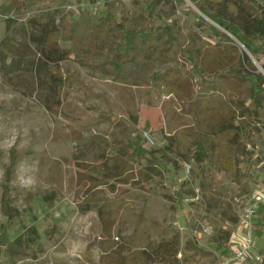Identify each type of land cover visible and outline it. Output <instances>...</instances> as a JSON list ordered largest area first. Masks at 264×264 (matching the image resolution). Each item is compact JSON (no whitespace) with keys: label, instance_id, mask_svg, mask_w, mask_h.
Returning a JSON list of instances; mask_svg holds the SVG:
<instances>
[{"label":"rangeland","instance_id":"obj_1","mask_svg":"<svg viewBox=\"0 0 264 264\" xmlns=\"http://www.w3.org/2000/svg\"><path fill=\"white\" fill-rule=\"evenodd\" d=\"M205 1L241 25L250 15L263 18L264 0L241 7ZM18 2L0 0V59L8 66L0 60V234L11 242L34 225L42 238L15 252L0 243V264H149L145 252L176 237L180 253L165 264H219L220 231H235L231 217L240 214L235 189L264 185V151L242 136L264 134V97L254 87L264 53L248 60V49L209 17L198 25L191 0H53L50 7L28 0L25 18ZM155 11L168 13L185 48L202 49L208 75L230 73L216 88L197 91L196 78L179 68L185 61L177 46L162 34L138 37L133 61L117 75L110 60L122 35L118 23L146 29ZM43 30L51 31L48 46L64 53L58 62L30 38ZM41 61L64 76L57 110L45 106L52 79L43 80ZM150 63L171 64L155 85ZM133 129L150 150L146 158L127 153ZM200 137L210 158L188 161ZM208 167L223 177L222 187ZM254 236L260 259L243 264H264V226L255 225ZM190 239L197 249L185 247Z\"/></svg>","mask_w":264,"mask_h":264},{"label":"trees","instance_id":"obj_2","mask_svg":"<svg viewBox=\"0 0 264 264\" xmlns=\"http://www.w3.org/2000/svg\"><path fill=\"white\" fill-rule=\"evenodd\" d=\"M32 1L33 4L39 3L40 1H45L47 6L50 7L53 5V0H29ZM195 2L196 6L200 9V11L209 17L213 22L222 27L227 32L231 33L239 42L247 48V51H244V56L249 60L251 53L255 57H258L260 54L264 53V13L263 18L257 22V17L250 15V22L247 24H239L235 19L230 18L228 16L223 15L221 12L211 8L207 2L204 0L200 2L199 0H191ZM239 7L241 2L250 5L251 0H235ZM180 3H186V0H178ZM28 0H19L16 4L17 10L26 17L27 13V5ZM3 8V5L1 6ZM192 13L198 17L197 24L202 26L203 24H207V20L196 11L192 10ZM156 15L155 22L151 23L146 29H138L136 27L127 28L124 26L122 22L118 23L122 31V35L120 41L116 46V57L113 60H110L112 66L114 67L117 75L121 77L128 66V64L133 61L134 56L137 53V42L136 39L138 37L141 38L142 41H149L151 38L156 37L159 34H162L166 41L170 44H175L178 48L179 54L184 59L185 63L182 65V68L186 73L190 76L196 78L197 91H206L209 87L216 88L219 84V78L221 76L229 75L230 73L226 70H217L215 69L212 75H208L206 70L202 66V54L203 51L199 47H195L194 49L185 48L178 39V35L173 30L171 24L169 23L170 16L166 11L162 12H154ZM107 16H110L107 13ZM213 30L219 31L217 27L214 25H210ZM50 30H43L42 34H36L35 32L30 33V38L35 42L40 48V51L43 55H45L49 60H53L58 62L63 57H59V59L54 60V57H57L59 54H64L61 52L58 46H48V40L50 36ZM229 41H233V39L228 36L226 33L221 32ZM8 34L2 38V43H6L8 41ZM2 55V53H1ZM67 57V54H65ZM1 64L4 68H8L7 64H5L4 58L1 56ZM41 63L46 66L41 67L44 71L45 75L43 76V80H47L46 77H50L52 79L51 85L52 87L49 89V94L46 96L45 106L48 110L53 111L57 110L61 106V93L64 85V76L60 72L58 67H48V63L46 61H41ZM171 65V64H170ZM169 64H156L150 63L145 65L146 70L149 73L150 82L155 85L158 78H160L170 67ZM254 87L256 98L264 97V75L259 73L255 74ZM223 130V128H221ZM136 130H131L132 136L126 143L127 153L132 158H146L150 154V150L144 147L142 135L135 133ZM243 138L249 142L253 143L255 146L264 151V134L254 133L251 130H243L242 131ZM192 156L185 158L188 161H197L204 162L210 158V148L207 144V141L200 137L196 141ZM207 173L211 176L212 182L216 185L217 188H220L224 185V180L221 175L213 170L212 167L207 168ZM264 184V181H262ZM235 193L239 202L237 203V207L240 210V214L244 209L246 202L250 196V191L245 188H237L235 189ZM6 197V196H5ZM12 209L7 210L8 215L11 217L13 215ZM239 216H232V221L236 225L239 222ZM260 217V218H259ZM258 222L256 220L255 225L264 226V205L260 206L258 211ZM236 229V228H235ZM27 234L23 233L15 238V240L9 242L3 234H0V243L4 246H10L11 251H20L26 245L31 248L38 244L42 235L36 226H30L27 230ZM236 231V230H235ZM235 231L233 228L229 227L220 231L219 234V244L218 248L221 252L222 257L226 256L232 245V238L234 236ZM185 247L189 250H195L198 248L197 242L195 240H187ZM181 244L178 237L173 240H163L156 244V246L151 247V251L145 252L147 255V263L149 264H165L170 257H174L177 259V255L180 253ZM153 257V258H150ZM159 261V262H157Z\"/></svg>","mask_w":264,"mask_h":264},{"label":"built area","instance_id":"obj_3","mask_svg":"<svg viewBox=\"0 0 264 264\" xmlns=\"http://www.w3.org/2000/svg\"><path fill=\"white\" fill-rule=\"evenodd\" d=\"M145 137L152 142L148 134H145ZM262 205H264V185L251 191L240 214L231 248L228 254L220 259L219 264H243L248 259H260L255 249L254 226Z\"/></svg>","mask_w":264,"mask_h":264},{"label":"water","instance_id":"obj_4","mask_svg":"<svg viewBox=\"0 0 264 264\" xmlns=\"http://www.w3.org/2000/svg\"><path fill=\"white\" fill-rule=\"evenodd\" d=\"M197 9V8H196ZM197 11H199V13L204 17H206L207 18V16L206 15H204L201 11H200V9H197ZM211 20V19H210ZM212 21V20H211ZM213 22V21H212ZM215 25H217L215 22H213ZM217 26H219V25H217ZM220 27V26H219ZM220 28H222V27H220ZM229 33V32H228ZM231 36H233L231 33H229ZM234 37V36H233ZM249 56H250V54H249ZM251 57V56H250Z\"/></svg>","mask_w":264,"mask_h":264}]
</instances>
